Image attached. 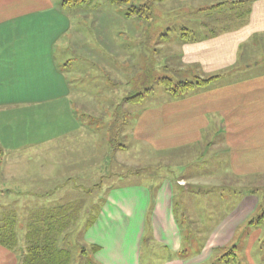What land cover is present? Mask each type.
<instances>
[{"label":"crops","instance_id":"1","mask_svg":"<svg viewBox=\"0 0 264 264\" xmlns=\"http://www.w3.org/2000/svg\"><path fill=\"white\" fill-rule=\"evenodd\" d=\"M239 2L232 3L244 6L236 15L237 26L182 39L176 47L181 70L189 68L202 77L221 75L237 64L242 45L254 40L264 43V0ZM61 6L59 0H0V152L8 154L0 159V183L23 184L26 179L33 183L28 176L30 160L25 158L55 160L60 152L58 138L78 133L82 126L90 133L72 107L81 100L55 62L57 39L69 27L67 19L62 20ZM217 80L207 89H194L179 98L170 95L143 108L130 133L154 153L192 147L205 133H214L221 155L227 158L224 174L242 182L227 186L234 203L217 218L214 206L210 211L204 204L199 206V214L207 211L211 223L207 237L193 251L191 244H185L175 195L178 192L183 203L192 195L210 193L211 187L205 188L211 186L209 182L186 178L181 183L179 178L165 177L156 185L118 186L108 192L95 222L85 227L86 240L100 247L95 263L103 264V251L112 252L104 243L112 232L113 237L125 233L128 238L120 249L129 257L111 253L114 257L107 261L114 264H211L219 250L232 245L237 230L249 224L260 203L248 187L253 185L249 179L264 177V73L240 75L223 83ZM52 172L43 166L39 174L43 178L36 182L53 181ZM9 186L5 190H22ZM18 261L19 256L0 245V264Z\"/></svg>","mask_w":264,"mask_h":264},{"label":"rangeland","instance_id":"2","mask_svg":"<svg viewBox=\"0 0 264 264\" xmlns=\"http://www.w3.org/2000/svg\"><path fill=\"white\" fill-rule=\"evenodd\" d=\"M59 1L62 20L67 19L69 27L57 39L55 62L81 100L72 107L78 122L88 127L90 133H85L82 126L78 133L58 138L60 152H56L55 160L25 158L30 160L28 176L33 183L28 179L23 184L0 183V220L9 212L16 217L19 247L12 252L19 257L22 254L28 224L37 211L67 204L72 207L67 226L57 237V245L70 252V264H94L98 262L95 254L100 247L89 243L84 231L99 216L98 210L108 192L118 186L156 185L165 177L179 178L181 183L193 178L211 185L205 186L211 187L210 193L192 195L184 199V204L178 192L175 195L176 216L182 223L185 244H191L196 251L207 237L211 223L207 211L205 215L199 214V206L204 204L209 211L214 206V218L219 213L223 215L235 199L227 186L242 182L224 174L227 158L221 155L214 133H205L198 145L154 153L134 141L130 131L143 108L171 95L158 83L159 78L169 77L174 82L194 80L196 74L191 69L181 70L178 65L176 47L184 39L182 34L193 39L202 37L206 31L210 34L212 29L237 26L236 15L244 6H233L235 0H196L200 8L194 7L193 0H133L136 5L146 2L149 6L148 17L138 18L126 16L129 4L112 0H85L77 5H63L64 0ZM216 3H222V8H208ZM205 22V27H201ZM260 73H264V43L254 40L241 46L237 64L223 72L217 81L223 83L240 75ZM146 89L151 90L146 92ZM142 92L141 100L124 101L128 95ZM7 156L6 151L0 152V159L5 160ZM53 161L56 164L51 168ZM45 165L53 170L54 180L36 182V178H43L39 174ZM249 181L253 185L248 187L260 200L251 218L261 219V223L238 229L232 245L219 250L211 264H264V177ZM9 185L22 190H5L10 189ZM111 233L104 241L111 249H106L118 257H129L128 252L120 249L128 241L125 233L120 232V238ZM103 252L101 263L114 264L107 261L114 257L110 251Z\"/></svg>","mask_w":264,"mask_h":264},{"label":"trees","instance_id":"3","mask_svg":"<svg viewBox=\"0 0 264 264\" xmlns=\"http://www.w3.org/2000/svg\"><path fill=\"white\" fill-rule=\"evenodd\" d=\"M85 0H64L63 3L80 4ZM113 2L120 4H129L127 17L147 18L149 6L145 2L143 4H134L133 0H112ZM155 1V0H151ZM160 1V0H157ZM238 3H241L238 1ZM222 3H218L211 8H218ZM243 11L242 9L240 10ZM188 34L184 33L182 36L187 37ZM221 75L215 76H195L193 81L181 80L174 82L169 77H161L158 79V83L162 84L165 89L171 92V96L179 98L184 96L188 91L194 89H207L212 85L213 81L219 79ZM151 89H146L148 92ZM144 93H135L128 95L124 98L127 102H137L141 100ZM71 206L64 204L56 206L52 209H46L45 211L39 210L34 214V218L31 223L28 224V231L25 235L26 245L22 250V254L19 257L17 264H70L71 254L65 249L57 245V237L63 231V228L67 226V218L70 214ZM264 219V215L262 216ZM260 220H257L256 224H260ZM253 219L249 220V224L255 223ZM16 217L15 214L9 212L6 215L3 214L0 220V245L14 251L18 245V237L15 229ZM95 250V249H94ZM84 251V250H82ZM224 254L223 256H225Z\"/></svg>","mask_w":264,"mask_h":264}]
</instances>
